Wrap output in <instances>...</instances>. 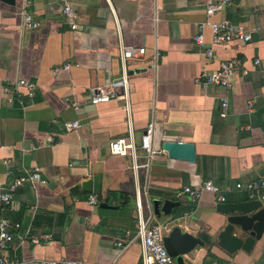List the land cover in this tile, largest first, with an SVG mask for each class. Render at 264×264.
I'll return each instance as SVG.
<instances>
[{
  "label": "crops",
  "instance_id": "crops-1",
  "mask_svg": "<svg viewBox=\"0 0 264 264\" xmlns=\"http://www.w3.org/2000/svg\"><path fill=\"white\" fill-rule=\"evenodd\" d=\"M206 1L0 0V189L37 166L48 181L18 186L12 203L0 205V217L21 223L15 234L53 236L40 244L15 238L9 259L141 264L132 159L110 149L113 139L127 134L126 109L116 99L93 104L88 97L121 76L122 47L132 44L146 47L142 58L127 62L137 144L153 121L156 149L169 140L196 147L195 162L162 151L138 173L158 221L167 234L179 226L210 237L182 255L184 264H264V233L250 251L219 245L227 221L212 193L200 200L174 195L183 185L212 180L226 202L248 200L236 183L264 175V0H235L213 17L242 23L252 36L247 43L214 46L213 59L205 54L212 46ZM66 3L77 12L76 29L63 13ZM27 14L36 27L27 24ZM199 34L203 44L195 40ZM235 56L249 72L232 89L205 87L198 79ZM21 78L35 84L32 94L17 87ZM224 97L227 115L221 116ZM66 120L81 126L68 131ZM88 179L91 191L82 189ZM154 199L161 201L158 213ZM166 200L178 203L169 214L162 210Z\"/></svg>",
  "mask_w": 264,
  "mask_h": 264
},
{
  "label": "built area",
  "instance_id": "built-area-1",
  "mask_svg": "<svg viewBox=\"0 0 264 264\" xmlns=\"http://www.w3.org/2000/svg\"><path fill=\"white\" fill-rule=\"evenodd\" d=\"M235 0H207L205 3V11L207 14V24L211 29V44L212 46L205 51L208 59L215 57L214 46L224 45L230 46L238 42L247 43L252 40L250 32L242 23H233L230 20H214L217 14L222 13L227 7L232 5ZM63 13L71 24L72 29L78 27L77 12L74 7L66 3L63 8ZM26 21L29 26L36 27L38 22L34 21L31 15H26ZM195 40L203 44V35L199 34ZM146 53V47L136 45H124L121 50V65L122 74L118 79L111 83L99 87H95L88 95L89 101L93 104L107 102L112 99L119 100L126 109L127 134L117 137L110 142L111 152L123 156H129L132 159L131 169L134 172L136 180V218H137V234L141 240L142 261L141 264H180L176 257H173L167 251L164 245V237L167 235V226L158 221L156 211L152 202L147 197L145 187H140L138 183V173L141 170H148L153 159L165 149H156L153 144L155 123L152 121L145 129L140 144L135 140V125L133 120V111L131 110V93L132 83L128 71L127 62L131 59H140ZM259 59L255 63H259ZM66 68L68 65L65 66ZM248 69L244 67L243 62L238 57H231L219 61V64L214 69L204 70L198 79L207 87L216 85L232 89L238 77L246 76ZM17 87H27L32 94L35 84L27 79L21 78L16 82ZM228 98L224 97L221 103V116L227 115ZM78 109L77 102L73 103ZM64 126L68 131L78 129L81 124L79 121H64ZM1 145V139H0ZM25 182L48 184L46 178L43 177L39 166L35 167L34 171L26 175L17 177L9 182L5 189H0V205L7 206L13 201V191ZM237 188H244L249 192L252 199L264 201V175L258 180L250 181L246 184L236 183ZM226 190H230L227 188ZM205 193H212L219 202H226V194L223 189L212 180H206L202 185H183L174 192L177 199L187 197L192 200H200ZM91 203L96 204L95 196L90 197ZM21 228L20 222H11L7 218L0 217V264H20L16 259H9L6 256V251L15 238H18L21 243L27 239L35 244H40L42 241L47 242L52 239L51 233L37 234H15V230ZM120 245L123 242L119 243ZM40 264H79L71 259H46Z\"/></svg>",
  "mask_w": 264,
  "mask_h": 264
},
{
  "label": "water",
  "instance_id": "water-1",
  "mask_svg": "<svg viewBox=\"0 0 264 264\" xmlns=\"http://www.w3.org/2000/svg\"><path fill=\"white\" fill-rule=\"evenodd\" d=\"M10 4L15 0H4ZM163 148L169 156L174 159L185 160L189 162L196 161V147L194 143L184 141H164ZM79 187L76 185L73 190ZM82 189L92 190V181L90 179L82 183ZM157 213L161 201L154 199ZM178 205L177 202L166 200L162 204V210L166 214L171 213L172 207ZM219 213L226 216V225L223 230L217 234L218 243L223 248L235 251L244 249L250 251L258 239L264 233V205L259 199H248L238 202H220L217 205ZM210 237L202 232L193 235L189 232L182 231L179 226H175L165 235L164 245L173 257H176L180 264H184L183 254L192 251L196 246L204 245Z\"/></svg>",
  "mask_w": 264,
  "mask_h": 264
}]
</instances>
